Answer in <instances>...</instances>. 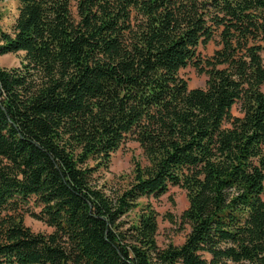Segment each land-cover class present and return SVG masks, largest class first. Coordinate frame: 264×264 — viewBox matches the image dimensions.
Masks as SVG:
<instances>
[{"label":"trees","instance_id":"obj_1","mask_svg":"<svg viewBox=\"0 0 264 264\" xmlns=\"http://www.w3.org/2000/svg\"><path fill=\"white\" fill-rule=\"evenodd\" d=\"M17 1L0 24V56L24 51L0 66V264H264V0ZM129 139L146 162L107 192L96 174ZM171 186L190 230L160 247L140 199Z\"/></svg>","mask_w":264,"mask_h":264},{"label":"rangeland","instance_id":"obj_2","mask_svg":"<svg viewBox=\"0 0 264 264\" xmlns=\"http://www.w3.org/2000/svg\"><path fill=\"white\" fill-rule=\"evenodd\" d=\"M19 3L17 0H2L0 2L1 26L4 31L11 32L18 15ZM218 47L216 40L210 41L206 46L200 47L203 56H210ZM24 51L8 53L0 56V66L11 68L21 64ZM180 75L187 81L189 88L203 87L207 76L200 74L193 67L188 66L180 70ZM264 91V86H263ZM234 115H240L238 107L232 109ZM145 163V157L139 144L134 140L125 141L111 157L107 170H99L96 174L99 184H103L107 192L116 191L127 185L130 172L135 162ZM148 202L157 212L158 230L156 240L160 247L167 243L180 245L189 232V225L182 219L183 211L188 207V199L185 191L177 186H171L169 191L159 197L150 196L141 198V202ZM133 214H131V217ZM24 223L33 231L50 232L51 227L42 221L35 219L28 213L24 215Z\"/></svg>","mask_w":264,"mask_h":264}]
</instances>
